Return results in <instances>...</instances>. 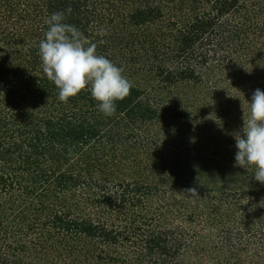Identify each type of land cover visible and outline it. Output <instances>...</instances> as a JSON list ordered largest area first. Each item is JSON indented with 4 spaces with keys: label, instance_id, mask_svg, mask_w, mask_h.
<instances>
[{
    "label": "trees",
    "instance_id": "trees-1",
    "mask_svg": "<svg viewBox=\"0 0 264 264\" xmlns=\"http://www.w3.org/2000/svg\"><path fill=\"white\" fill-rule=\"evenodd\" d=\"M57 11L131 81L114 116L57 99ZM257 88L264 0H0V264H264V184L232 135Z\"/></svg>",
    "mask_w": 264,
    "mask_h": 264
},
{
    "label": "clouds",
    "instance_id": "clouds-1",
    "mask_svg": "<svg viewBox=\"0 0 264 264\" xmlns=\"http://www.w3.org/2000/svg\"><path fill=\"white\" fill-rule=\"evenodd\" d=\"M72 8L66 10L71 14ZM64 11L53 12L46 20L44 38L39 41V58L47 79L58 90L57 99L67 103L87 89L106 117L116 114L117 102L123 101L133 87L131 81L104 55L97 53V43L90 41L73 24L66 23ZM108 34L101 28L98 35ZM103 42V41H101ZM248 102L242 127L232 133L235 140V165L254 168L253 179L264 184V91L257 88ZM192 199L202 198L198 186L185 189Z\"/></svg>",
    "mask_w": 264,
    "mask_h": 264
},
{
    "label": "rangeland",
    "instance_id": "rangeland-1",
    "mask_svg": "<svg viewBox=\"0 0 264 264\" xmlns=\"http://www.w3.org/2000/svg\"><path fill=\"white\" fill-rule=\"evenodd\" d=\"M203 173H202V175H205L206 173H204L205 171H202ZM212 172H214L217 176L218 175H220L219 173H220V169H214ZM198 184V183H197Z\"/></svg>",
    "mask_w": 264,
    "mask_h": 264
}]
</instances>
